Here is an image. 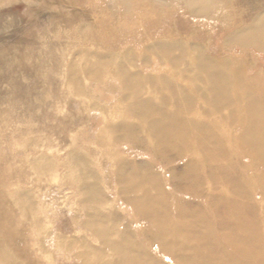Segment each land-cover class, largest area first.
I'll return each instance as SVG.
<instances>
[{
  "label": "rangeland",
  "instance_id": "374dc122",
  "mask_svg": "<svg viewBox=\"0 0 264 264\" xmlns=\"http://www.w3.org/2000/svg\"><path fill=\"white\" fill-rule=\"evenodd\" d=\"M3 1H0V25H3L0 26V38L21 23L24 25L30 18L46 20L51 15H57L59 18V21L57 18L53 19L57 23L51 29L40 24V26L24 27L21 30V34H27L29 38L33 37L32 41L22 40V44L16 45L17 49H28L33 55L31 59H25V64H35L34 70L38 72L39 79L34 78L33 82L36 90L32 91L35 93L32 99L20 97L18 90L13 88L15 84L26 86L33 81L28 79L23 70L16 68L14 81L11 78L13 76L11 72L0 76V191L3 193V188L8 190L24 186L32 197L36 214L42 219L43 225V228L39 230L31 226V223L18 214L11 203H8L10 198L0 195V212L2 211L0 213V246L8 248L9 260H15L19 264H96L84 258L85 253L90 255L86 248L92 247L87 243L84 244L83 241L85 238L90 239L94 247H101V243L97 239H91L93 238H90L91 233L81 224L87 216L82 204L78 202L80 191L78 183L75 182L78 172L71 171L65 160L66 154L75 149L80 150L87 157L88 165L85 168L90 173L84 176L86 177L84 181L98 182L101 194L108 199L104 209L111 208L115 211L120 218L119 228H127L133 233L132 239L139 245V247L134 245L137 251H140L139 256H144L149 264H182V262L192 264L188 261L193 258L191 254L194 249L191 248L198 242L195 237L200 233L204 234L205 231L191 235L187 230H181L176 238L173 237L175 241H179V245L173 250L181 261L178 263L175 259L173 260L170 253L161 252L158 244L151 241L150 236L154 238L152 226L140 218L132 203L127 201L128 197L152 196L151 201L159 202L160 208L166 210L167 214L170 213V217L160 224L167 228H172L174 221L177 220L178 209L172 205L174 200L178 201V208L182 214L194 213L199 216V220L210 226L218 225V217H215L214 211L219 212L218 216H223L220 212L223 206L219 207L222 201L227 207L226 200L254 204V206L242 208L240 213L242 218L238 216V211H235V214L236 217L244 220L247 226H250L248 228L250 232H248L257 238L260 258H264V198L261 199L259 185L254 190V179L247 180L250 196L253 198L238 196L225 182L222 184L219 179L214 180L215 183L213 182L212 186L215 188V194L213 196L217 199L214 201L213 208L206 211L208 192L211 190L212 183L204 166V154L195 150L184 153L178 156L181 158H178L175 150L171 148L173 152L166 146V153L160 155L161 158L166 159L159 161L155 155L148 152L153 149L147 145L132 142L131 136L127 137L124 132L119 131L115 135L106 133L104 128L106 122L117 121L121 114L126 115L125 108L120 106L117 110L111 109L106 112L108 116L99 108L90 107L89 99L85 95H76L72 88L65 86L69 63L80 49L87 48L91 51L112 52L119 55L125 49L132 48L137 59L136 66L143 69L144 74L149 72L154 74L156 73L154 68L159 66L154 55H150L151 65L149 66H144L140 61L146 55L143 50L144 44L160 37L182 38L183 41L202 43L205 49L212 50V54L218 55L221 52L220 55L224 56L223 54L227 52L221 44L225 37L224 34L222 35L223 31L214 26L203 28L197 25L196 27L188 26L191 20H203L204 16L192 15L182 3L173 5L162 3L154 7V4L150 3L151 0H131L133 10L130 14H126L116 3L110 10L109 0H95V4H93L94 0H66L68 3H73L71 8L68 3L65 4L61 0ZM241 1L245 2V0H239V3L234 5L235 8H238ZM77 11L81 14H75ZM167 13H172V19L176 20L174 29L166 24L167 15L165 14ZM138 14H141L140 17ZM70 20L72 21L69 22ZM179 24H183V28H180ZM23 50H20V53ZM247 52V55L237 51L229 52V54L239 58L242 67L244 64L245 67L247 64L254 67L246 74L247 77H252L255 69L258 68V72L261 73L259 81H264V51L258 53L249 49ZM129 67L131 70H139L136 67L134 69L132 65ZM162 68L165 66L162 65ZM1 73L0 71V75ZM80 79L84 93L105 108L117 102L123 90L109 67H106L100 80H92L84 75ZM179 81L187 83L184 78H180ZM200 81L202 80H198ZM191 105L189 112L183 115L203 121L205 132L209 136L207 145L210 150L218 151V154L222 152L220 150L227 151L228 156L218 161V164L227 165L224 169H229L230 172L244 173L248 169V174L262 173L260 166L258 169L247 167L250 147L239 137L240 126L234 119L228 118L227 108L221 110L205 108L202 111L199 104ZM128 117L131 118V122L133 119L135 123L139 121L131 114H128ZM261 120H264V117ZM171 138H175L178 144L181 143L176 137L171 136ZM146 139L148 142H154L153 138ZM195 143L197 144L196 141ZM193 146L197 149L195 144ZM40 153L56 157L58 170H52L44 175H39L33 170L30 167V159L33 156H39ZM120 160L140 164L143 167L140 172L146 176L149 175L147 179H151L153 183L145 188L132 189V192L126 195L116 182L117 163ZM188 160L202 166L197 170L198 178L183 167ZM171 167H175L174 175L169 172ZM125 170L131 171V166H126ZM190 176L192 179L189 181ZM172 181L179 185L178 190L172 188ZM161 192L171 197L172 201L158 200ZM3 203L6 205H2ZM228 221L225 220L223 228L229 229L233 226ZM11 224L13 225L10 226ZM59 240L62 245L58 243ZM41 243L45 245V249L41 247ZM170 246L172 247V244ZM208 254L209 256L204 257L211 264H219L213 253ZM233 256L240 259L241 255L233 253ZM109 257L107 255V259ZM248 261L250 262L247 260L246 264H250ZM6 263L8 264V261ZM6 263L0 261V264ZM237 264L244 263L241 261Z\"/></svg>",
  "mask_w": 264,
  "mask_h": 264
},
{
  "label": "bare ground",
  "instance_id": "6f19581e",
  "mask_svg": "<svg viewBox=\"0 0 264 264\" xmlns=\"http://www.w3.org/2000/svg\"><path fill=\"white\" fill-rule=\"evenodd\" d=\"M61 1L65 4L68 3L66 0ZM109 1L110 10L115 3L119 4L120 9L126 14H130L133 10L131 0ZM238 1L151 0L150 2L154 4V7L162 3H167L168 5L182 3L192 15H203V20H191L188 26L196 27L197 25L202 28L204 26H214L223 31L222 35L224 34L223 36L225 37L222 39L221 44L227 52L223 54L224 56L220 55L222 54L221 52L218 55L212 54V50L205 49L202 43L196 41L191 42L187 40L183 41L182 38L167 39L166 37H160L154 41H150V43L144 44L143 50L146 55L140 59L144 66H149L151 65L149 60L150 55H154L157 58L159 66L154 68L156 69V73L154 74L151 72L144 74L143 69L136 66L135 62L137 59L132 48L125 49L119 55L112 52L101 53L99 51H91L87 48L80 49L69 63L66 72L67 79L65 86L72 88L76 95H85L89 99L90 107L99 108L106 115H108L106 112L111 111V109L117 110L120 106L125 108L126 115L121 114L117 121L106 122L104 125L106 133L115 135L119 131L124 132V135L127 137L131 136L132 142L147 145L150 149H153L148 152L153 156L155 155L159 161H162L164 158H161L160 155L166 153V146L170 149L173 148L177 157L195 150L204 154V166L212 183L211 190L208 192L209 197L205 208L206 211L213 208L214 201L217 199L216 197L214 199L215 188L212 186L213 182L215 183L214 180L217 181V179L222 184L225 182L236 195L243 198H253L250 196L249 182L247 180L248 178L254 179V190L259 185L261 199L264 198V120H261L264 117V81H259L261 73L258 72V68L255 69L252 77H247L246 74L254 67L248 64L246 67L245 64L242 67L240 59L229 54V52L237 51L247 55L249 49H253L258 53L264 51V1L262 3V0H245V2H240L239 6H237L238 8H235L234 5L239 3ZM72 4L71 2L68 3L70 5L69 8H71ZM93 4H95V0ZM29 8L31 7L29 6ZM75 14L81 13L77 11ZM140 15L138 14V17ZM165 16L167 18L166 24L173 28L174 22H176V20L172 19L173 14L167 13ZM55 18L59 21L57 15H51L46 20L30 18V20L25 21L24 25L21 23L13 28L10 33L7 32L6 36L3 35L0 38V71L2 72L0 76L11 72L13 74L11 78L13 79L16 68H19L24 71L29 80H33L26 86L14 83L13 88L18 90L20 97H31L32 99V96L35 94L32 91L36 90L35 85H33L34 78L39 79L38 72L36 73L34 70L35 64H25L26 58L31 59L33 57L31 51H28V49H17L18 44L23 43L22 40H33V37L29 38L27 34H21V30L24 27H31L32 25L40 26V24L45 25L47 29H51L57 23V21L53 20ZM179 27L183 28V24H179ZM20 50H23V52L20 53ZM10 60L11 62H9ZM129 65L139 70H131ZM162 65L165 68H162ZM106 67L111 68L112 75L118 79L123 89L118 101L107 106L109 108H105L85 94L80 79L84 75L92 80H100ZM32 74L37 76L34 77ZM180 78H184L187 83H181L179 81ZM198 80L202 81L198 82ZM193 103L199 104L202 111L205 108L220 110L227 108L229 113L228 118L234 119L240 126L241 132L239 137L250 147V154L247 155L249 157L247 167L258 169L260 166L262 173L248 174V169H246L247 173L230 172L229 169H224L227 165L224 166L217 163L228 156L227 151L223 149L218 154V151L210 150L209 145H207L209 136L205 132L203 121L183 115V113L189 112ZM128 114L135 116L140 122L137 121L135 123V119L131 122ZM171 136L179 139L181 143L175 142V138L172 139ZM146 138H153L154 142H148ZM191 142L192 144H190ZM193 144L197 146V149ZM65 160L68 162L71 171L78 172L76 173L78 176L75 180L78 183L80 191L78 202L82 204L87 216L86 219L81 221V224L91 233L90 238L93 237L91 239H97L101 243V247H94L90 239H84L83 243H87L88 246L95 250L83 246L90 252V255L85 253L86 256L84 258L87 259L86 261H94L96 264H149L144 256H139L140 251L138 252L134 246L138 244L132 239L133 233L127 228H119L120 218L113 209H104V205L107 204L108 199L101 194L98 182L84 181L86 180L84 176L90 173L85 168L88 165L86 163L87 157L80 150L75 149L66 154ZM29 163L30 167L39 175L50 173L52 170L57 171L59 168L57 158L49 157L44 153H40L39 156H33ZM60 163L63 164V162ZM135 164L136 162L133 164L124 160H120L117 163L116 170L118 174L116 182L121 186L126 195L130 194L132 189L145 188V186L153 183L151 179H147L149 175L146 176V174L140 172L143 167L140 164ZM126 166H131V171L125 170ZM183 167L198 178L197 170L202 166L188 160ZM169 172L174 175L176 173L175 167H171ZM190 179H192V176L188 178L189 181ZM171 186L175 190L179 189V185L175 181H172ZM2 192L0 191V195L8 196L11 201L9 202L8 200V203H11L14 209L18 211V214L25 217L31 223V226L37 228V230L43 228L42 219L36 214V206L24 186L23 188L8 190L3 188ZM126 199L135 207L140 218L146 220L152 226L151 230L154 232V238L150 236L151 241L158 244L161 252L170 253L173 260L175 259L178 263H181V261L173 250L179 245V241H175L174 238H176V235L181 230H187L191 235L205 231L204 234L200 233L196 235L195 238H197L198 242L191 248L194 249V252L191 254L193 258L188 261L189 263L211 264L204 257L206 255L209 256L208 253L211 252L216 256L215 258L219 264H237L241 263V261L246 264L247 260H250V262L248 261L250 264H264V258H260L259 255L257 238L249 233L248 228L250 226H247L244 220H241L240 213L242 208L254 206V204L249 205L246 202L241 204L236 200H226L227 207L222 203L223 201H220L221 205L219 207L223 206L220 211L223 216H218L219 212L214 211L215 217H218V225L212 224L210 226L206 222L199 220V216L194 213L182 214L178 208V201L174 200L172 205L178 209L176 213L177 220L174 221L175 223L172 228H167L160 224L166 221L164 219L170 217V213L167 214L166 210L161 209L159 202L151 201L153 199L152 196H134ZM160 199H163L165 202H169L168 199L172 201L171 197L163 192L158 195V200ZM2 205L6 204L3 203ZM235 211H238V216L241 218L236 217ZM225 220L226 222L229 220L228 222H231L233 226L229 229L223 228ZM2 226L4 227V225ZM187 228L192 229L188 230ZM33 231L36 230L33 229ZM56 237L61 238V236ZM17 238L19 239V237ZM60 242L61 240L58 241L59 244H61ZM171 244L172 247L170 246ZM2 246H0V261L4 263L8 261V264H19L15 260H9V250L5 246ZM41 247L45 249L43 243H41ZM233 253H239L241 255L240 259H236ZM20 254L22 255L21 252ZM107 255L111 258L107 259ZM242 257L246 260H243ZM186 263L182 262V264Z\"/></svg>",
  "mask_w": 264,
  "mask_h": 264
}]
</instances>
